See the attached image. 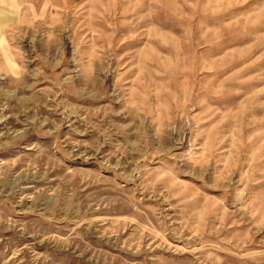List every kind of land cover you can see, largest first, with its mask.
Instances as JSON below:
<instances>
[{"label": "rangeland", "instance_id": "rangeland-1", "mask_svg": "<svg viewBox=\"0 0 264 264\" xmlns=\"http://www.w3.org/2000/svg\"><path fill=\"white\" fill-rule=\"evenodd\" d=\"M0 264H264V0L0 2Z\"/></svg>", "mask_w": 264, "mask_h": 264}, {"label": "bare ground", "instance_id": "bare-ground-1", "mask_svg": "<svg viewBox=\"0 0 264 264\" xmlns=\"http://www.w3.org/2000/svg\"><path fill=\"white\" fill-rule=\"evenodd\" d=\"M2 1H4V0H0V2H2Z\"/></svg>", "mask_w": 264, "mask_h": 264}]
</instances>
